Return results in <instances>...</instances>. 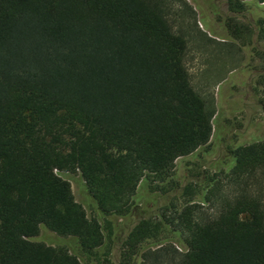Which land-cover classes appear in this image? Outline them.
Wrapping results in <instances>:
<instances>
[{
    "label": "trees",
    "instance_id": "trees-1",
    "mask_svg": "<svg viewBox=\"0 0 264 264\" xmlns=\"http://www.w3.org/2000/svg\"><path fill=\"white\" fill-rule=\"evenodd\" d=\"M166 3L0 0V264H111L90 259L110 222L89 218L60 174L78 172L97 213L126 219L142 180L175 191L177 160L209 143L215 109L191 85ZM258 84L264 103V73ZM231 153L227 172L133 227L122 264L161 226L185 249L176 264H264V139ZM41 226L85 260L32 240Z\"/></svg>",
    "mask_w": 264,
    "mask_h": 264
},
{
    "label": "rangeland",
    "instance_id": "rangeland-1",
    "mask_svg": "<svg viewBox=\"0 0 264 264\" xmlns=\"http://www.w3.org/2000/svg\"><path fill=\"white\" fill-rule=\"evenodd\" d=\"M165 13L173 31L187 42L185 63L193 89L206 103L212 102L215 109L212 136L207 146L177 160L175 191L163 194L155 188L157 183L142 180L133 198L136 206L126 219L97 213L78 172L60 174L70 183L75 201L83 206L89 218L110 222L109 226L104 223L105 244L90 257L94 263L108 259L111 264H122L123 244L141 219L158 222L161 208L173 196H178V204L182 203L180 196L185 185L190 184L191 191L199 192L207 176L230 169L233 149L264 139V103L258 84L264 73V37L260 31L264 6L247 0L232 10L229 0H167ZM261 182L264 194L262 175ZM255 188L251 187L254 191ZM199 198L200 193L194 195L195 200ZM44 229L41 226L32 240L67 247L85 260L72 238ZM184 252L171 227L161 226L156 237L138 246L128 264H176Z\"/></svg>",
    "mask_w": 264,
    "mask_h": 264
},
{
    "label": "built area",
    "instance_id": "built-area-1",
    "mask_svg": "<svg viewBox=\"0 0 264 264\" xmlns=\"http://www.w3.org/2000/svg\"><path fill=\"white\" fill-rule=\"evenodd\" d=\"M261 5L264 6V3H262Z\"/></svg>",
    "mask_w": 264,
    "mask_h": 264
}]
</instances>
